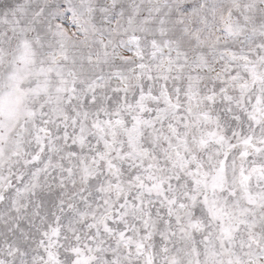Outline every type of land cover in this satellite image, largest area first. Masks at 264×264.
Masks as SVG:
<instances>
[{"label":"snow or ice","instance_id":"obj_1","mask_svg":"<svg viewBox=\"0 0 264 264\" xmlns=\"http://www.w3.org/2000/svg\"><path fill=\"white\" fill-rule=\"evenodd\" d=\"M0 264H264V0H0Z\"/></svg>","mask_w":264,"mask_h":264}]
</instances>
